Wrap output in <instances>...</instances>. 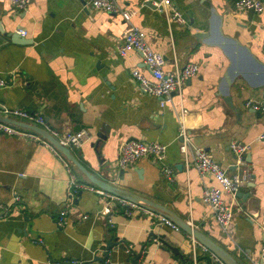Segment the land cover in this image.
Returning <instances> with one entry per match:
<instances>
[{
	"label": "crops",
	"instance_id": "crops-1",
	"mask_svg": "<svg viewBox=\"0 0 264 264\" xmlns=\"http://www.w3.org/2000/svg\"><path fill=\"white\" fill-rule=\"evenodd\" d=\"M233 1L172 0L186 19L182 24L144 0H118L138 9L129 23L118 13L95 9L89 0H31L25 7L0 0V75L9 80L8 87L0 88V114L2 107L23 108L44 115L60 133L87 129L90 140L71 149L90 172L162 205L226 249L238 264H256L264 245V141L257 140L264 133V112L246 102L262 100L264 88L238 76L230 93L237 109L228 105L220 79L230 60L218 44L216 27L264 61V12H238ZM129 24L143 29L151 47L166 56V70L190 62L200 66L181 96L174 95L163 109L159 97L142 92L133 76L136 68L149 75L142 53L120 56L116 51ZM208 32L210 38L201 37ZM182 123L193 145L208 151L229 175L244 178L242 194L225 195L234 209L229 233L202 198L217 180L201 175L193 159L187 163L181 153ZM132 138L168 144L165 164L172 177L163 174L154 157L119 168L120 146ZM234 142L250 145L243 162L235 159ZM63 158L42 142L0 136V212L1 205L10 207L0 220V264L73 259L102 264L95 259L110 240L134 243L137 251L146 246L139 264H193L194 256L198 264H221L200 241L193 246L192 235L156 217L128 216L116 204L110 225L102 214L106 199L90 190L79 192L67 224L59 226L69 179ZM110 163L115 170L104 171L102 166ZM73 171L80 182L95 185L74 164ZM109 253L106 264H133L134 255L117 244Z\"/></svg>",
	"mask_w": 264,
	"mask_h": 264
},
{
	"label": "built area",
	"instance_id": "built-area-1",
	"mask_svg": "<svg viewBox=\"0 0 264 264\" xmlns=\"http://www.w3.org/2000/svg\"><path fill=\"white\" fill-rule=\"evenodd\" d=\"M19 7H25L31 0H12ZM152 2L154 6L164 13L168 20L174 19L179 23H185L186 19L182 12L178 10L172 0H144ZM92 7L99 10H104L110 13L120 14L126 23L137 14L138 9L133 7H123L118 0H89ZM233 5L236 11L244 12L253 9L257 13L264 12V0H234ZM116 51L120 56H125L131 51L142 53L143 61L148 68L149 75L144 74L140 69L136 68L133 71V76L140 86V90L144 93L159 97L161 108H165L168 104L173 103V96H181L184 86L187 81L194 77L200 69L199 64L190 62L184 67H177L175 70H166V56L157 50H154L147 40L146 32L138 26L128 25L123 35L121 42L116 44ZM8 78L0 75V88L8 87ZM246 105L254 110L264 112V98L262 100L249 99ZM2 114L10 117H20L34 125H42L53 136L57 137L60 143L70 148H80L91 138V134L87 129L70 130L65 133H60L56 129L50 127L46 122L44 115L37 111H29L23 108L2 107ZM7 135L16 138H28L33 141L42 142L48 145L57 154L61 152L55 145L45 138L39 132L30 128L0 120V136ZM180 150L185 161L188 163L190 157L193 159L195 167L201 175L211 174L217 180L218 185L207 187L203 191V202L211 207L215 220L220 227L227 233L230 232V227L234 220V209L231 203L225 200V195L228 194L232 198H237L240 186L244 178L240 174L229 175L226 169L220 162L215 160L212 155L203 147L195 146L191 142L188 127L182 123L179 131ZM258 141H264V133L257 137ZM232 149L238 157V162H243L245 153L250 149V145L246 143L234 142ZM168 153V144L149 139L132 138L123 141L119 149L118 167L121 169L128 168L139 160L145 157H154L162 164V172L167 178L172 177V170L165 164V159ZM64 164L69 172L67 181V202L60 213L58 225L64 226L68 222L69 208L74 205V200L82 190H90L102 195L107 204L103 209V215L107 218V222L112 225L114 216V206L117 204L124 209V213L128 216L135 214H143L153 216L159 219L162 223L171 226L173 229L180 230L170 219L164 215L148 208L144 202H133L121 196L112 194L103 188L96 185L80 182L73 171V164L67 158H63ZM188 166V164H187ZM0 220L4 219L10 211L9 206L1 205ZM264 230V229H263ZM158 241V239H156ZM198 240L193 237V246ZM201 247L208 251L209 249L200 244ZM125 250L128 253L134 254L137 251L134 243L124 244ZM141 252L139 262L144 261L147 247L144 246ZM213 257L221 264H225L217 255L212 252ZM46 264H87L85 261L73 259L70 261H48ZM193 264H198L194 256ZM256 264H264V245L261 248L259 259Z\"/></svg>",
	"mask_w": 264,
	"mask_h": 264
},
{
	"label": "water",
	"instance_id": "water-1",
	"mask_svg": "<svg viewBox=\"0 0 264 264\" xmlns=\"http://www.w3.org/2000/svg\"><path fill=\"white\" fill-rule=\"evenodd\" d=\"M250 13H254V10L251 9ZM221 25V22H220ZM0 29L3 31L1 25ZM217 32L220 35V40L218 41L219 46L223 49L225 54L229 57V65L224 72L223 76L220 79L221 83V92L222 95L225 97V101L228 103V105L232 108H235V105L233 103V99L231 96V88L238 76H242L243 79L251 86L254 87H263L264 88V61L261 60L251 49L250 46L242 43L240 39L237 37H233L230 35H226L221 27H216ZM13 40L16 39V35L12 33ZM15 37V38H14ZM202 38L208 39L210 38V32L208 33H202ZM16 41V40H15ZM18 41V40H17ZM175 95V93H173ZM237 109V108H235ZM0 120L7 121L10 123L23 125L25 127L31 128L40 134H42L45 138L50 140L55 147L69 160L71 161L79 170H81L87 178L96 186L103 188L104 190H107L108 192L121 196L125 199H128L130 201L139 203L144 202V205L147 206L150 209H153L154 211L164 215L168 219H170L172 222H174L177 226L180 227V229L184 230L185 232L189 233L193 237H195L200 243H202L204 246H206L211 252H213L215 255H217L225 264H238L236 259L232 254H230L226 249H224L222 246H220L218 243L214 242L212 239H210L206 234L202 233L197 228L193 227L190 223L187 221L174 217L168 209L163 207L162 205L155 203L154 201L144 198L141 195H138L126 188L119 187L105 179L97 177L95 174L90 172L76 157V155L73 153L72 149L68 146H64L60 143L59 139L55 136H53L50 132L47 130L37 126V125H30L27 123H20L16 119L5 116L0 114ZM245 159V157H243ZM235 159H238L237 155L235 154ZM102 169L104 171L112 172L115 170L113 164L103 165ZM83 191V190H82ZM82 191H80V194H82ZM242 194V192H238V195ZM77 199L75 200V202ZM151 234H154L152 232ZM118 245L121 248H125L124 243L118 244L115 243L113 240H110L108 242L106 251L103 253L102 256L96 257L95 261H99L102 264H106V261L110 258V250L115 246ZM173 251L178 253V249L176 247H171ZM133 259L131 260L133 264H139V260L141 258V252L139 251L134 252Z\"/></svg>",
	"mask_w": 264,
	"mask_h": 264
}]
</instances>
